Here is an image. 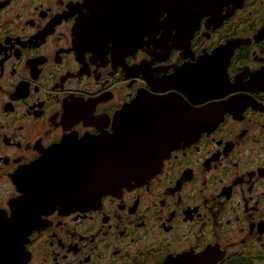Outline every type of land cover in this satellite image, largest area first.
Returning <instances> with one entry per match:
<instances>
[{
  "label": "flooded vegetation",
  "instance_id": "af4514ba",
  "mask_svg": "<svg viewBox=\"0 0 264 264\" xmlns=\"http://www.w3.org/2000/svg\"><path fill=\"white\" fill-rule=\"evenodd\" d=\"M142 3L0 0V230L18 234L13 260L0 239V264H264V81L251 82L264 78V0L198 16L179 44L161 26L153 35ZM95 19L99 33L78 31ZM232 40L243 43L224 88L173 80ZM138 96L167 102L147 108L165 158L145 178L95 199L73 198L71 182L18 203V176L51 158L62 167L53 152L65 140L79 155V142L109 138ZM226 102L211 126L202 111Z\"/></svg>",
  "mask_w": 264,
  "mask_h": 264
},
{
  "label": "water",
  "instance_id": "95a60500",
  "mask_svg": "<svg viewBox=\"0 0 264 264\" xmlns=\"http://www.w3.org/2000/svg\"><path fill=\"white\" fill-rule=\"evenodd\" d=\"M139 1V0H137ZM152 6L149 13L153 21V35L157 32V27L161 26L163 32L174 31L173 41L177 44L181 40L189 41L193 33L195 19L202 15L218 16L221 9L229 4L236 5L237 2L243 0H148ZM144 2V1H143ZM163 14L166 17L157 22ZM91 17H97V12H93ZM83 21V20H82ZM83 24V28L81 26ZM86 30L85 23L78 25V31L88 32L91 35L99 33L97 21L94 25ZM143 29H137L134 32L137 35L142 34ZM165 34V33H164ZM167 39V37H164ZM243 43L242 40H232L226 45L217 48L209 56H202L197 64L190 69L183 68L181 72H176L172 78L176 81H184L188 74H193V83L197 92L201 94L218 92L224 88L228 81L226 80V66L232 56L233 51ZM184 50L188 48L186 45L176 46ZM175 47V48H176ZM197 77H196V76ZM264 81L257 76L251 80L254 84H260ZM185 87H188L185 86ZM164 100H149L145 96H138L132 105L127 106L121 113V117L117 127L114 128L115 133L109 138H99L97 140L85 139L79 142L85 147L80 154H76L75 143L65 140L53 152L55 158L61 156L59 160H63L64 165L59 167L56 159L51 158V162H38L29 167L25 172L17 177L14 184L22 195L18 199L24 201L27 208L31 207L33 200L40 194H48L54 192L57 194H65L72 182L73 198L76 196L95 199L107 194L116 185L125 184L138 178H145L148 169L159 165L165 158L164 145L159 136H161V128L154 115L150 112L154 110L147 109L149 104L160 106L166 104ZM228 102L217 104L205 108L203 110L204 119L212 120L211 126L221 120L222 116L228 110ZM201 117V118H202ZM158 122V123H157ZM205 126H201L204 128ZM159 139V140H158ZM74 141V140H73ZM163 144L162 146H160ZM78 145V146H79ZM155 146H160L156 149ZM93 147V148H92ZM152 147H155L152 149ZM73 152V155L68 154ZM75 183L78 186L76 190ZM55 189L54 191H52ZM24 195V197H23ZM45 198V197H42ZM39 199V198H37ZM41 199V198H40ZM16 203L14 205L15 219L19 216ZM16 223L17 220H14ZM14 240L18 234L14 233ZM12 236L0 230V239L2 241H11ZM6 251L8 260H13L18 254H15L17 246L7 243L3 246ZM1 247V248H3ZM0 248V252H1ZM14 250V251H13Z\"/></svg>",
  "mask_w": 264,
  "mask_h": 264
},
{
  "label": "bare ground",
  "instance_id": "6f19581e",
  "mask_svg": "<svg viewBox=\"0 0 264 264\" xmlns=\"http://www.w3.org/2000/svg\"><path fill=\"white\" fill-rule=\"evenodd\" d=\"M143 1H144V2L142 3V6H143V8H144V11H137V12H144V13L150 15L149 10H152V6L150 5V2L152 3V1H148V0H143ZM39 199H40V198H39ZM35 200H38V199L36 198ZM35 200H33V201H35ZM33 201H32V203H31V207H29V208H32V206H33ZM13 235H14V234L11 235V236H12L11 241L8 240L9 243H11V242L14 240ZM11 244H12V243H11Z\"/></svg>",
  "mask_w": 264,
  "mask_h": 264
}]
</instances>
